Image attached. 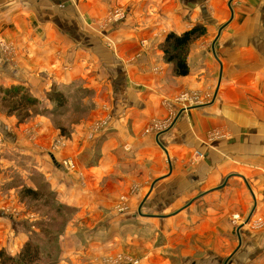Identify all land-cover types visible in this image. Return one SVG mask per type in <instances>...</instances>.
Instances as JSON below:
<instances>
[{
    "label": "crops",
    "instance_id": "crops-1",
    "mask_svg": "<svg viewBox=\"0 0 264 264\" xmlns=\"http://www.w3.org/2000/svg\"><path fill=\"white\" fill-rule=\"evenodd\" d=\"M195 26L205 34L190 44L188 74L178 77L160 46ZM1 45L13 49L11 60ZM73 82L91 93L93 109L64 152H48V120H35L30 144L29 127L0 114V155L1 147L28 154L53 174L58 199L91 225L125 196L126 219L161 224L159 250L173 247L175 264H264V0H0V88H25L42 101L54 85ZM183 92L202 105L179 107L169 129L146 132L170 110L163 100ZM103 121L107 129L87 143V127ZM68 157L75 171L61 165ZM77 164L82 188L71 186ZM159 250L146 264H171Z\"/></svg>",
    "mask_w": 264,
    "mask_h": 264
},
{
    "label": "rangeland",
    "instance_id": "rangeland-1",
    "mask_svg": "<svg viewBox=\"0 0 264 264\" xmlns=\"http://www.w3.org/2000/svg\"><path fill=\"white\" fill-rule=\"evenodd\" d=\"M109 17L110 15H107L103 24L104 27L114 23V21L109 22ZM11 49V47L1 45V52L10 60L12 59L11 54H13V49ZM161 52L163 53L162 48ZM1 89L0 114L13 120L14 122L10 125L16 129H19L20 125L29 127L23 132L28 143L36 142L37 135H39L35 120L44 118L49 121L54 137L48 142L47 148L48 152L54 154L64 152L68 141L71 140L73 128L87 119L93 109L91 93L86 92L79 82L54 85L45 93L42 101L36 99L27 89L19 88L36 101L35 105L24 114L23 111L9 112L8 108L3 107L2 99L6 97ZM54 93L59 96L58 104L52 103L49 99V96ZM180 94L163 100L165 104L168 103L171 106L170 110L166 106L167 115L162 119L153 121V125L162 126L169 122L167 129L171 127L177 108H181L175 102ZM5 105L7 107V101ZM184 109L186 108L182 110ZM22 116L26 117L22 118ZM106 127L107 122L104 121L91 123L86 129L87 143L94 144V138L105 131ZM146 132L150 131L147 129ZM94 158L91 148V152L85 159L83 158V161L87 164L89 161L92 162ZM74 159L68 157L64 160L70 161L73 165V169L65 170L66 172L75 171ZM77 167V175H75L76 178L71 186L75 185L73 188H76L78 185L82 188L84 174L78 164ZM52 177L53 174L45 175L44 170H38L28 154L6 151L1 147L0 213L2 212L4 216L2 226L4 225L5 229L2 230V233L0 232V254H2L0 260L9 264V259H17L20 251L28 242L39 248L37 264H146L149 259L151 261L156 258L154 257L156 251L162 248V236L159 233L161 224L157 226L155 223L147 222L146 226L141 228V226L134 224L130 218L126 219L129 207L125 196L120 197L118 203L113 204L93 225L88 224L86 220H80V222L77 218V209L62 203L52 190L47 181ZM136 191L137 186L134 185L131 193ZM238 219L237 216L233 221H238ZM2 226L0 217V230ZM68 228H70V235L65 237ZM13 229L21 233L24 239L22 238L20 242L17 241L11 232ZM162 239L164 242V236ZM63 245H69L67 246L69 248H65ZM168 249L170 250H159L160 256L167 253L171 256L169 259L171 264H175L179 261L177 254H175L176 251L173 247Z\"/></svg>",
    "mask_w": 264,
    "mask_h": 264
},
{
    "label": "trees",
    "instance_id": "trees-1",
    "mask_svg": "<svg viewBox=\"0 0 264 264\" xmlns=\"http://www.w3.org/2000/svg\"><path fill=\"white\" fill-rule=\"evenodd\" d=\"M204 34L205 30L203 27L195 26L181 35H175L171 33L166 37L161 48L163 49L165 61L174 65L176 76L184 77L188 74L186 58L189 46L194 40L198 39ZM1 91L6 97L5 99H2L4 102L3 107L8 108L9 112L23 111L24 114V112H26L36 103V101L30 98L26 92L21 91L19 88H10L5 90L1 89ZM49 99L54 104L59 103V96L57 93L49 96ZM6 101L8 102L7 107L5 105ZM10 101L11 103H9ZM25 117L26 116H22V118ZM1 256L2 254H0V257ZM9 260V264H37L39 261V248L33 243L28 242L20 251L17 259ZM0 262L1 264H6V261L4 260H0Z\"/></svg>",
    "mask_w": 264,
    "mask_h": 264
},
{
    "label": "built area",
    "instance_id": "built-area-1",
    "mask_svg": "<svg viewBox=\"0 0 264 264\" xmlns=\"http://www.w3.org/2000/svg\"><path fill=\"white\" fill-rule=\"evenodd\" d=\"M113 15V16H112ZM120 14H118L117 12L115 13H111L110 14V17H109V22L111 21H115L116 18L119 16ZM112 16V18H111ZM175 102L177 104H179L181 106V109L183 108H186L184 109L187 110L189 108H192V107H197V106H200L202 105L203 103V100L202 98L200 97V95L196 94V93H190V92H183L181 93L177 99L175 100ZM166 122V121H165ZM164 122V123H165ZM171 123V122H170ZM154 123H152L150 125V127L148 128V130L150 132H155V133H161L162 131H165L167 128H168V125H169V122L163 124L162 126H159V125H153ZM198 157H200V155H198ZM63 167H65L67 170H72L73 169V165L71 164L70 161H62V164H61ZM237 216H234L233 219H236Z\"/></svg>",
    "mask_w": 264,
    "mask_h": 264
}]
</instances>
